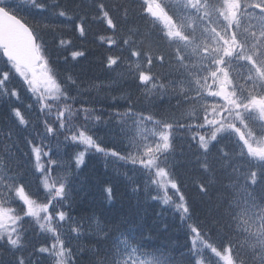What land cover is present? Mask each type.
I'll return each mask as SVG.
<instances>
[{
    "label": "snow or ice",
    "instance_id": "snow-or-ice-1",
    "mask_svg": "<svg viewBox=\"0 0 264 264\" xmlns=\"http://www.w3.org/2000/svg\"><path fill=\"white\" fill-rule=\"evenodd\" d=\"M28 3L34 12L19 0H0V97L11 102L15 118V138L12 128L0 129V264H264V0H177L178 15L169 14L171 6L160 0H143V11L153 18V27L157 21L162 24L160 39L173 52L167 61L164 55L142 52L132 39L139 30H129L119 42L129 53L127 72L130 78L135 74L137 87L147 94L173 96L176 104L146 116L135 111L128 94L126 111L115 113L122 131L128 120L132 123L121 151L102 146L97 126L104 121L95 109L73 106L77 97L71 93L80 95V79L70 69L61 78L56 67L60 57L50 56L42 35L44 29L56 30L47 18L50 10L57 19L73 17L60 0ZM98 9L114 32L100 37L101 42L110 49L119 47L111 9L103 3ZM76 19L75 30L85 38L87 17ZM58 45L69 51L71 61L87 56L84 49L73 50L71 39L58 38ZM69 56L64 63H70ZM154 58L178 70L180 78L152 72ZM122 64V54L106 57L107 70ZM16 77L21 86L9 87ZM21 89L31 94L33 103L21 105ZM34 105L44 116L43 140L63 136L79 149L74 156L53 159L51 149L33 143L31 121L22 107L32 111ZM185 105L191 109L184 111ZM183 133H191L200 151L197 160L205 175L193 182L199 201L185 195L176 175L175 142ZM21 137L35 156L38 188L42 184L45 190L37 194L26 191L29 181L13 151ZM90 153L122 162L126 171L121 175L134 194L174 210L190 236L187 253L176 258L170 249L153 245L142 217L101 220L70 214L72 177ZM104 193L111 203L113 187H105ZM198 203L210 206L198 209ZM29 226L50 234L52 242L29 251ZM167 227L163 224L162 230ZM221 232L217 245L214 237Z\"/></svg>",
    "mask_w": 264,
    "mask_h": 264
},
{
    "label": "trees",
    "instance_id": "trees-1",
    "mask_svg": "<svg viewBox=\"0 0 264 264\" xmlns=\"http://www.w3.org/2000/svg\"><path fill=\"white\" fill-rule=\"evenodd\" d=\"M65 4V9L69 11V15L73 17L71 30H65L61 35L49 34L47 47L50 56L55 60L57 56L60 57L57 63V71L60 73L61 78L65 74V69H70L73 75H76L80 79V95H77L76 91H73L71 95L76 96L80 100H84L88 105L94 107H104L107 111V128L108 132H104L102 137V146L108 147V144L117 148L119 146L126 145L127 137L120 130L119 117H115L116 112L124 113L128 101L126 96L130 94L135 101V111L143 112L144 115H157L159 112L173 108L176 104V100L173 96H159L156 94H147L144 88H138V81L135 80V74L130 78L127 72L128 51L127 46L120 44L121 37H127L130 33L139 30L140 35H133L132 39L137 41L138 48L142 52H150L153 57L160 54L164 55L166 61L169 59V55L173 52V48L166 40L160 39L162 28L157 22L156 27L152 25V19L141 8V2L133 0H101L107 8L111 9L110 14L115 17L117 23V29L115 32V39L118 41L119 47L113 46L111 49L104 43H99L100 37L113 36L112 29L105 25L101 16L98 15V5L93 4L96 0H89L88 3H84L83 0H61ZM166 2V0H161ZM218 2V0H213ZM131 4V5H130ZM123 6L122 9H118L117 6ZM179 10V6H178ZM94 20L87 18L86 31L87 36L82 41L78 32L75 30V24L79 23L76 19L79 16H91ZM91 30V31H90ZM58 38L71 39L73 41V50L77 49L75 40H79L82 46L86 47L89 57L82 62L71 61L69 51L62 49L58 45ZM123 55L125 64L120 65L116 71H110L105 68L106 57L109 55L117 56ZM69 56L70 63H64L63 57ZM135 60L136 58H132ZM141 62L145 63V60L141 58ZM151 71L154 73H160L168 75L171 73L172 79H178L179 72L174 71L173 67L165 63L163 66L155 58ZM167 83V81H165ZM118 89L117 93L108 92L107 88L114 89L113 85ZM162 98V99H161ZM77 99V100H78ZM97 108V109H98ZM0 118L5 120L8 117L7 107H1ZM184 111L188 109L186 106ZM157 118H159L157 116ZM191 133L181 134V138L176 140V161L177 169L176 175L182 182L181 190L190 199L195 198L197 201L200 197L196 194V189L193 186L194 180L200 179L204 173L199 168L197 158L200 155L198 146L194 141L190 139ZM225 145L230 150L231 144L225 141ZM216 152H213V157ZM211 159V158H210ZM122 162H117L112 157H107L102 154L95 155L93 161L89 165H85L82 170H79L72 177L73 184V200L76 213L80 215H98L102 220L115 219L119 216H132L136 217L134 212V200L129 194L130 184L128 180L121 175L125 168L121 167ZM129 176H133L132 172H128ZM221 175V173H217ZM139 180V174L134 176ZM113 186L115 191V202L110 207H107L106 200L103 195V187ZM174 192V190H170ZM214 195V194H210ZM140 214L143 218H152L149 220V224L153 229L152 221L161 222L162 224H170L171 218L167 215L171 211L170 207L157 204L153 209L148 210L143 204H141ZM208 204L197 205L198 209H204L209 207ZM74 207L72 209L74 210ZM171 225V224H170ZM175 235L179 234V231L175 228ZM171 234H164V239L170 238ZM217 243L220 244L223 239V232L215 236ZM178 240V237H175Z\"/></svg>",
    "mask_w": 264,
    "mask_h": 264
},
{
    "label": "bare ground",
    "instance_id": "bare-ground-1",
    "mask_svg": "<svg viewBox=\"0 0 264 264\" xmlns=\"http://www.w3.org/2000/svg\"><path fill=\"white\" fill-rule=\"evenodd\" d=\"M131 5V4H130ZM91 31V30H90ZM162 99V98H161Z\"/></svg>",
    "mask_w": 264,
    "mask_h": 264
}]
</instances>
